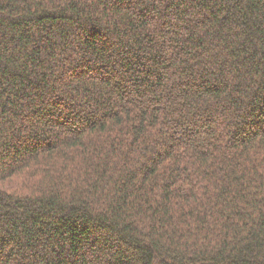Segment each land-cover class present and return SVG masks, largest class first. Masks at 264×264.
Here are the masks:
<instances>
[{
  "label": "trees",
  "instance_id": "16d2710c",
  "mask_svg": "<svg viewBox=\"0 0 264 264\" xmlns=\"http://www.w3.org/2000/svg\"><path fill=\"white\" fill-rule=\"evenodd\" d=\"M0 264H264V0H0Z\"/></svg>",
  "mask_w": 264,
  "mask_h": 264
}]
</instances>
